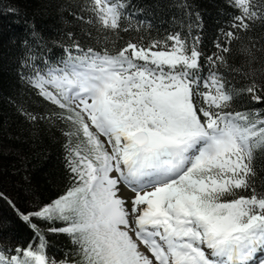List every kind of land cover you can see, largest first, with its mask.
Here are the masks:
<instances>
[{
  "label": "snow or ice",
  "instance_id": "obj_1",
  "mask_svg": "<svg viewBox=\"0 0 264 264\" xmlns=\"http://www.w3.org/2000/svg\"><path fill=\"white\" fill-rule=\"evenodd\" d=\"M85 2L90 16L77 19L105 46L74 43L56 62L26 60L19 78L49 109L16 107L33 127L63 125L69 184L31 212L7 201L34 235L0 248V264H264V188L254 179L264 107L235 109L241 94L264 105L255 44L242 49L248 71L228 63L233 42L264 23V0H225L231 21L212 55L199 35L180 33L113 52L130 30L128 0ZM235 74L250 83L234 87ZM46 233L67 236L72 250L50 255Z\"/></svg>",
  "mask_w": 264,
  "mask_h": 264
},
{
  "label": "trees",
  "instance_id": "obj_2",
  "mask_svg": "<svg viewBox=\"0 0 264 264\" xmlns=\"http://www.w3.org/2000/svg\"><path fill=\"white\" fill-rule=\"evenodd\" d=\"M128 2V12H138L145 23L129 22L130 30L120 33L115 47L109 45L113 52L129 40L136 42L143 38L147 44L151 40L180 33L189 41L199 35V47L205 55H212L217 52L215 43L221 36V30L228 29L232 16V9L227 7L225 0ZM84 7L85 0H0V34L7 36L0 40V193L6 197L0 199V246L7 249L27 246L34 235L7 201H12L22 212H31L62 194L69 184L64 159L66 138L62 134L63 125L49 126L42 121L33 127L18 115V104L41 113L49 109V105L32 94L31 89L20 80L19 74L29 58L37 63L42 59L56 62L65 55L64 49L72 48L74 43H79L85 49L92 47L100 50L105 46L104 34L98 33L91 24L77 19L80 16L89 18L90 13L81 10ZM10 9H14V13L6 11ZM4 23L12 28L7 29ZM253 43L255 47L251 51L255 60L250 67L255 70L257 83L264 84V23L258 21L247 37L233 42L228 63L248 71L249 57L242 49ZM250 80L235 74L232 84L240 88ZM253 107L264 105L255 104L247 94L237 97L236 110ZM255 168L256 186L258 189L264 188V155L257 154ZM34 222L42 230L50 226L42 221ZM46 235L50 242V255L62 259L66 252L72 250L67 236Z\"/></svg>",
  "mask_w": 264,
  "mask_h": 264
},
{
  "label": "rangeland",
  "instance_id": "obj_3",
  "mask_svg": "<svg viewBox=\"0 0 264 264\" xmlns=\"http://www.w3.org/2000/svg\"><path fill=\"white\" fill-rule=\"evenodd\" d=\"M4 25H6V28L9 29V30L12 28V27L9 26L8 24H5V23H4ZM7 25H8V26H7ZM6 28H5V29H6ZM6 37H7V36H4V35L0 34V40H1V39H5ZM101 139L103 140L104 138L101 137Z\"/></svg>",
  "mask_w": 264,
  "mask_h": 264
},
{
  "label": "bare ground",
  "instance_id": "obj_4",
  "mask_svg": "<svg viewBox=\"0 0 264 264\" xmlns=\"http://www.w3.org/2000/svg\"><path fill=\"white\" fill-rule=\"evenodd\" d=\"M122 194H123V195H128V197L131 196V194L127 193V190L122 191Z\"/></svg>",
  "mask_w": 264,
  "mask_h": 264
}]
</instances>
